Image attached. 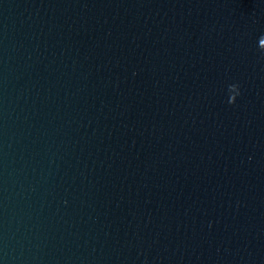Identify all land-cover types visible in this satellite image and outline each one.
Wrapping results in <instances>:
<instances>
[{"label":"water","instance_id":"obj_1","mask_svg":"<svg viewBox=\"0 0 264 264\" xmlns=\"http://www.w3.org/2000/svg\"><path fill=\"white\" fill-rule=\"evenodd\" d=\"M261 35L264 0H0V264H264Z\"/></svg>","mask_w":264,"mask_h":264},{"label":"clouds","instance_id":"obj_2","mask_svg":"<svg viewBox=\"0 0 264 264\" xmlns=\"http://www.w3.org/2000/svg\"><path fill=\"white\" fill-rule=\"evenodd\" d=\"M259 39H264V35H261ZM260 50H261L262 55H264V48H261ZM231 89H235V92L232 96L228 98V103L230 104L234 103L236 95H239V88L237 84H229L228 90H231Z\"/></svg>","mask_w":264,"mask_h":264}]
</instances>
